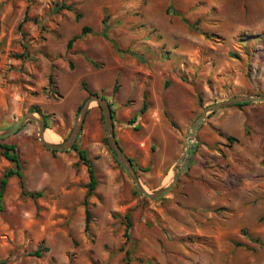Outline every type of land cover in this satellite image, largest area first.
I'll list each match as a JSON object with an SVG mask.
<instances>
[{"label":"rangeland","instance_id":"1","mask_svg":"<svg viewBox=\"0 0 264 264\" xmlns=\"http://www.w3.org/2000/svg\"><path fill=\"white\" fill-rule=\"evenodd\" d=\"M86 88L112 104L116 138L154 194L185 166L205 107L220 94L264 96V0H0V131L39 108L50 142L64 143ZM204 125L187 169L153 200L117 161L92 103L77 142L98 177L89 233L78 152L44 147L32 120L0 140L17 146L25 190L42 192L24 196L9 179L0 264H264V140L249 161L237 146L201 145ZM11 168L0 149V180Z\"/></svg>","mask_w":264,"mask_h":264},{"label":"water","instance_id":"2","mask_svg":"<svg viewBox=\"0 0 264 264\" xmlns=\"http://www.w3.org/2000/svg\"><path fill=\"white\" fill-rule=\"evenodd\" d=\"M261 101H264V96L263 97L236 96L229 100L219 101V102L213 103L205 107L203 112L199 115L198 119L195 121L194 125L191 127V129L188 132V136H187L186 143H185L186 152H187V160H186L185 166L175 175L173 181L167 187L161 189L160 191L154 194L148 193V191L145 189V187L141 183L136 173V170L133 166L131 159L125 154V152L123 151V149L121 148L119 144L118 139L116 138L115 124H114L113 111H112L111 104L108 102V100L105 97H102L96 93H93L92 95H90L88 99L86 100V102L84 103V105L82 106L80 113H79V118L76 121V124L70 136L66 139L64 143L57 144V143H52L46 140L45 134L48 128H46V125H45V116L39 112H30L27 115L21 117L17 122H15L12 126L7 128L6 130L0 131V140H5V139H8L16 135L28 121L32 120L38 124L39 140L44 145V147L52 151L66 152L68 150L73 149V147L77 143L78 137L80 135V132L82 131L83 125L88 115L90 106L92 103L96 102L98 103V105L103 111L105 127H106V131L108 134V137H107L108 142H109L111 150L113 151L117 161L125 169L129 177L132 179L133 185L136 188V190L140 192L141 194H143L144 196L155 200V199L165 196L173 188V186L178 182L182 173L187 169L192 159L194 141L197 140V133L203 127V125L205 124V121L207 120V118L209 117L211 113L224 109V108L235 106L238 104L261 102ZM37 114L39 117L36 116Z\"/></svg>","mask_w":264,"mask_h":264},{"label":"crops","instance_id":"3","mask_svg":"<svg viewBox=\"0 0 264 264\" xmlns=\"http://www.w3.org/2000/svg\"><path fill=\"white\" fill-rule=\"evenodd\" d=\"M236 93V92H234ZM222 96V101L229 100L236 96H247L248 94H233L229 96L227 94H220ZM232 95V94H231ZM227 111L218 110L209 115L205 123V127L202 130L200 137L201 145H234L239 148L245 149L244 152L248 156L249 161L256 159V154L252 150H259L263 145L264 140V107L261 102H251L249 105H244L242 107L232 106L226 109ZM229 118L236 119L231 127L224 128L221 121L223 119ZM263 121V125H261ZM241 131L240 135H236L235 131ZM217 131L222 132L226 136H231L238 139V142L234 144L228 143L225 137L219 135Z\"/></svg>","mask_w":264,"mask_h":264},{"label":"trees","instance_id":"4","mask_svg":"<svg viewBox=\"0 0 264 264\" xmlns=\"http://www.w3.org/2000/svg\"><path fill=\"white\" fill-rule=\"evenodd\" d=\"M68 9L72 11L73 7L69 6ZM89 32H91V31H90V29L88 27H84L82 29V34H86V33H89ZM75 39L76 38H74V39H72V40H70L68 42V49H71L73 43L75 42ZM113 44H114V46H116V44L114 42H113ZM119 51H121V50L119 49ZM51 84H53V78H51ZM86 90H87V92L90 95L93 94V92H91L88 88H86ZM145 99H146V96H145ZM199 101L200 102L202 101L201 98H199ZM244 105H249V103L238 104L236 106L242 107ZM111 107H112V104H111ZM147 108H148V104L146 102H144V105H143V107L141 109V112L144 113L147 110ZM32 112L41 113L39 108H35V110H33ZM113 115H114V111H113ZM132 122L134 123L135 120H133ZM45 125H46V128H50L49 121H48L47 117H45ZM217 132L219 133L220 136L225 137L227 139V141L229 143H231V144L234 143V142H238V139H236L234 137L226 136L220 131H217ZM77 142H78V140H77ZM0 149H1L2 154L9 161H11V163L14 165V168H11V169H8L7 171H5L3 177L0 180V212L3 210V198H4V195H5V191H6L9 179L12 178V177H17L19 179L20 185L22 187V194L24 196H29V197H31L33 199L38 198V197H42V192H32V193H30V192H27L25 190V180H24V175H23V171H22V164L20 162L17 146L16 145H8V144H1L0 143ZM71 150H75V151L78 152L80 161L82 162V164H84L87 167L88 173H89L90 181H89V184L87 186L88 190H87V194L85 196L84 203H83L84 206H85V212H86V226H85V230H86L87 233H89L90 229H91V223H92V214H91V211H90V208H89V205H90L89 204V198L94 195V193H95V191H96V189L98 187V177L96 175L94 164H93L92 160L89 158L87 151L84 150V149L78 148L77 147V143L75 144V146ZM68 151H70V150H68ZM126 220L128 222L127 223L128 225H127L125 237H126L127 240H129L130 239V230H131L132 225H133L132 221H131V218H130V214L126 215ZM40 255H41L40 252L36 253V256H40Z\"/></svg>","mask_w":264,"mask_h":264},{"label":"bare ground","instance_id":"5","mask_svg":"<svg viewBox=\"0 0 264 264\" xmlns=\"http://www.w3.org/2000/svg\"><path fill=\"white\" fill-rule=\"evenodd\" d=\"M45 138L47 141H51V140H54V137H53V134H51L50 131H46V134H45ZM53 143V142H52Z\"/></svg>","mask_w":264,"mask_h":264}]
</instances>
